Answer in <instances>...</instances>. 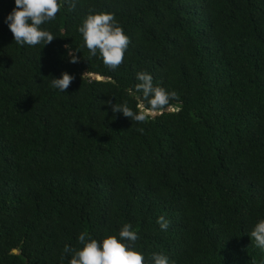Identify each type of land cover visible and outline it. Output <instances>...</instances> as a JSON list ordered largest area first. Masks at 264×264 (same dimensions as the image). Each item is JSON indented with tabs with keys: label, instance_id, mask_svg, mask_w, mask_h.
Segmentation results:
<instances>
[{
	"label": "trees",
	"instance_id": "trees-1",
	"mask_svg": "<svg viewBox=\"0 0 264 264\" xmlns=\"http://www.w3.org/2000/svg\"><path fill=\"white\" fill-rule=\"evenodd\" d=\"M75 3L41 25L56 39L28 46L0 0V264H69L81 233L102 242L124 224L145 264H264L250 237L264 219V0ZM97 13L130 41L115 70L79 32ZM140 72L177 93L143 123L110 106L139 111Z\"/></svg>",
	"mask_w": 264,
	"mask_h": 264
},
{
	"label": "clouds",
	"instance_id": "clouds-1",
	"mask_svg": "<svg viewBox=\"0 0 264 264\" xmlns=\"http://www.w3.org/2000/svg\"><path fill=\"white\" fill-rule=\"evenodd\" d=\"M64 3H69L71 8L76 6L75 0H15V8L5 20L14 42L28 46L42 43L45 46L51 43L56 38L49 31L42 30L41 25L55 20ZM79 32L90 54L96 56L99 53L106 67L115 70L123 63L130 41L113 14L88 15ZM71 63H77L74 55ZM95 77L101 78L98 75ZM73 79V76L63 73L62 78L52 79L51 86L64 92ZM137 79L139 83L135 85V92L142 93L141 103L137 106L139 111L133 112L126 104H114L110 105L114 114L122 113L132 121L143 123L149 116L160 114L167 107L168 110L173 109L169 105L171 100L177 98L175 91L168 92L162 87H154L152 76L146 72L137 73ZM145 100L147 105L143 103ZM157 223L164 231L170 226V222L163 216L158 218ZM250 237L255 241L256 247L264 249V219L254 226ZM138 240L139 236L132 230V225L124 224L119 238L108 236L102 242L92 239L87 232L81 233L78 241L83 247L77 250L65 246L64 253H71L69 264H145L143 254L132 250ZM151 260L153 264H169L168 258L163 254L153 253Z\"/></svg>",
	"mask_w": 264,
	"mask_h": 264
},
{
	"label": "water",
	"instance_id": "water-1",
	"mask_svg": "<svg viewBox=\"0 0 264 264\" xmlns=\"http://www.w3.org/2000/svg\"><path fill=\"white\" fill-rule=\"evenodd\" d=\"M97 79H99V77Z\"/></svg>",
	"mask_w": 264,
	"mask_h": 264
},
{
	"label": "rangeland",
	"instance_id": "rangeland-1",
	"mask_svg": "<svg viewBox=\"0 0 264 264\" xmlns=\"http://www.w3.org/2000/svg\"><path fill=\"white\" fill-rule=\"evenodd\" d=\"M95 77V76H94Z\"/></svg>",
	"mask_w": 264,
	"mask_h": 264
}]
</instances>
